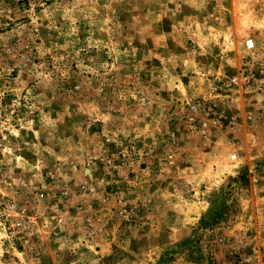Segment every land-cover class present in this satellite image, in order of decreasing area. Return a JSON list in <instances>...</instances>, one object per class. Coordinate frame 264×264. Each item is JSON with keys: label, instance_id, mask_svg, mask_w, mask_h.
Masks as SVG:
<instances>
[{"label": "rangeland", "instance_id": "374dc122", "mask_svg": "<svg viewBox=\"0 0 264 264\" xmlns=\"http://www.w3.org/2000/svg\"><path fill=\"white\" fill-rule=\"evenodd\" d=\"M263 109L264 0H0V264H264Z\"/></svg>", "mask_w": 264, "mask_h": 264}, {"label": "built area", "instance_id": "2783aa9c", "mask_svg": "<svg viewBox=\"0 0 264 264\" xmlns=\"http://www.w3.org/2000/svg\"><path fill=\"white\" fill-rule=\"evenodd\" d=\"M244 44L247 49H252L254 47V41L252 38L246 39ZM261 115L264 116V109L262 110Z\"/></svg>", "mask_w": 264, "mask_h": 264}]
</instances>
